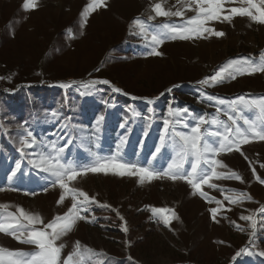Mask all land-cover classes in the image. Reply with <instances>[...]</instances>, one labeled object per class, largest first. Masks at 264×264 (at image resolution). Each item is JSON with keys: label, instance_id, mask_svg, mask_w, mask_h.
<instances>
[{"label": "rangeland", "instance_id": "374dc122", "mask_svg": "<svg viewBox=\"0 0 264 264\" xmlns=\"http://www.w3.org/2000/svg\"><path fill=\"white\" fill-rule=\"evenodd\" d=\"M105 2L106 7L89 13L81 27L82 13L90 0H37L34 10L24 9L25 0H0V186L5 189L0 191V205H8L0 209V215H18L17 209L22 207L28 213L40 214L47 223L68 211L71 198L58 204L59 186L40 191L51 178L46 179V173L29 163L53 147H64L65 160L83 164L92 153H114L127 131V144L122 149L125 161L166 169L174 158L170 148H162L156 159L152 157L169 108H187L188 113L179 119L191 124L192 117L210 121L217 115V107L227 110V101L240 96L264 98V73L237 75L211 87L199 84L231 60L247 58L259 63L264 54V25L246 16L234 17L231 24L212 21L207 26L225 36L165 40L157 49L163 55L153 56L148 55L151 33L164 23L183 25L195 16L190 0ZM157 3L167 11H182L183 16H156L152 9ZM230 7L246 5L234 0L225 4V8ZM137 19L147 32L141 33L133 24ZM101 79L111 85L82 86ZM64 83L71 87H60ZM112 86L122 92H113ZM37 90L45 91L44 96ZM133 96L138 99L133 100ZM209 96L226 103L219 105ZM148 99L154 103H147ZM231 114L246 127L237 113ZM100 116L104 119L98 127ZM243 116L254 119L256 112L244 109ZM219 118L230 123L226 115ZM203 127L223 131V125ZM26 131L33 133L36 143L22 154L20 141ZM217 159L226 165L217 169L224 175L210 181L215 188L203 186L211 202L193 194L184 181L164 178L141 184L137 177L103 173L77 177L70 186L87 192L98 203L82 213L86 220L77 221L57 241L64 244L62 260L79 242L82 264H264V256L258 254L264 251V213L256 215L254 233L251 223L240 219L264 205V141L253 140L241 145L240 151L221 153ZM17 163L20 169L12 177ZM185 168L190 169V165ZM232 172L243 182L224 178ZM25 190L37 194L25 195ZM239 192L247 193L251 200L232 204L225 199ZM216 200L222 203L214 221L210 209L217 207ZM102 204L110 207H100ZM152 207L174 209L179 218L166 226L152 213ZM0 246L35 251L33 245L5 233H0ZM244 248L253 254L236 257Z\"/></svg>", "mask_w": 264, "mask_h": 264}, {"label": "snow or ice", "instance_id": "6c2138e0", "mask_svg": "<svg viewBox=\"0 0 264 264\" xmlns=\"http://www.w3.org/2000/svg\"><path fill=\"white\" fill-rule=\"evenodd\" d=\"M227 2H234V0H190L189 8L193 5L197 14L188 19L183 25H174L164 23L157 26L159 31L151 33V51L148 55L162 56L163 53L158 51V47L163 45L165 40H190L207 38L205 34H211L216 37H223L226 35L223 31H217L212 27H208L209 22H228L236 16L248 17L253 22L264 25V0H240V3L246 7H230L225 8ZM37 5V0H25L23 5L25 10H34ZM106 7L105 0H90V3L83 10V23L81 27L86 25L89 13L95 12L98 8ZM152 11L156 16L182 17V11H167L160 3L154 5ZM154 19V17H149ZM138 26L141 33L148 31L146 26L139 19L133 22ZM82 34V33H81ZM256 73H264V54L260 57L259 63H253L247 58L236 59L229 61L225 66H222L210 77H206L199 81L201 86H215L224 82L226 78L236 79L237 75H253ZM227 74V76H226ZM72 83H76L73 81ZM111 85L107 79L90 80L84 84L83 87L94 89L95 85ZM60 87H71L70 83L61 84ZM112 91L121 93L119 87L112 86ZM169 92L172 89H168ZM127 94V93H124ZM133 100L138 97L133 96ZM209 100H217L219 105H224L226 102L218 97H208ZM147 103H154L153 100L148 99ZM228 109L222 110L220 107L216 108L217 115L213 116L209 121L205 117H192L193 123L189 124L186 120L179 119L188 109H172L169 108L168 117L163 120L162 132L159 138V146L154 150L152 159H156L161 153L162 148H170L174 152V158L168 163L166 169H156L151 166H141L139 163L125 161L122 155V149L127 144L128 132L126 131L119 143L116 146L114 153L110 155H101L99 153H92L91 158L87 163H79L75 160H65L63 153L64 147L55 148L47 153H40L37 159L29 160V163L40 172L47 174L50 181L47 187L40 189L46 192L48 187L55 188L59 186L62 190L58 200V204H63L65 199L71 198V207L64 215H56L51 222L45 223L40 214L28 213L22 207L18 208V215L16 213H8L0 215V233H5L12 236L20 243L33 245L35 251L24 252L19 250H11L0 246V264H82L80 244L77 242L76 248L62 260V250L64 244H57V241L71 231L76 225L77 221L86 220L87 216L82 213H87L91 205L97 204L95 197H90L89 194L77 187L70 186V182L75 181L77 177L87 175L88 173L105 175L112 174L118 177H137L141 184L152 182L167 178L171 181H184L188 184L193 194L199 193L206 200L211 202L210 198L203 191V186L207 185L209 188H215L216 185L210 183L214 178L220 179L224 174L217 171L218 168L226 167L219 159L221 153L240 151V146L248 144L253 140L264 141V98L260 99H246L240 96L234 100L227 101ZM255 110L256 116L254 119H248L243 116V110ZM231 113L243 119V124L246 127H241L238 120ZM220 114L226 115L230 123L219 118ZM104 117L100 116L97 120L99 127ZM205 124L223 125V131H213L209 128H204ZM124 127V125H121ZM130 131V129L128 130ZM143 135H148L145 129ZM209 137L216 140L215 143L209 141ZM218 138V139H216ZM36 139L31 131H26V135L21 139V147L19 151L23 154L26 148H33ZM243 155V153H241ZM190 165V169H186L185 165ZM264 167V165H262ZM20 169V164H16V170L11 171V176L16 175V171ZM255 172V169H253ZM227 179H236L243 182L242 177L232 172ZM257 179L260 178L257 176ZM264 183V180L261 181ZM5 189L0 186V191ZM17 190L19 189H11ZM25 195H36L37 192H28L25 190ZM214 199V198H211ZM232 204H237L245 199L251 200V197L244 192L236 193L233 196H225ZM217 207L211 208L212 219L216 220L217 212L220 210L221 201L216 200ZM8 205H0V209L7 208ZM100 207H110L109 205H100ZM151 211L156 215L160 221L166 226H170L173 219H178L174 209L167 207H152ZM258 213H264V205H261L258 212L252 215H242L240 219L249 221L253 229V233L257 227ZM119 215V213H117ZM120 219L124 218L120 216ZM127 231V228H124ZM251 243V241H250ZM88 251H91L89 249ZM241 254L251 255L253 252L249 248H244L238 251L235 256L239 257ZM264 256V251L258 253ZM131 259V258H130ZM235 259V257H234Z\"/></svg>", "mask_w": 264, "mask_h": 264}, {"label": "trees", "instance_id": "16d2710c", "mask_svg": "<svg viewBox=\"0 0 264 264\" xmlns=\"http://www.w3.org/2000/svg\"><path fill=\"white\" fill-rule=\"evenodd\" d=\"M37 91H39V90H37ZM39 93V96H44V94H45V91H39L38 92ZM165 156V155H164ZM166 163H163V165H165Z\"/></svg>", "mask_w": 264, "mask_h": 264}]
</instances>
